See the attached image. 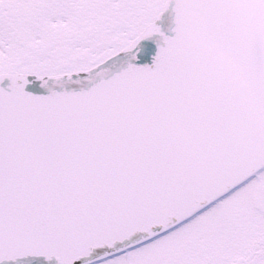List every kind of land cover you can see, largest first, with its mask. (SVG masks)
<instances>
[{"label":"snow or ice","instance_id":"obj_1","mask_svg":"<svg viewBox=\"0 0 264 264\" xmlns=\"http://www.w3.org/2000/svg\"><path fill=\"white\" fill-rule=\"evenodd\" d=\"M0 264H264V0H0Z\"/></svg>","mask_w":264,"mask_h":264}]
</instances>
